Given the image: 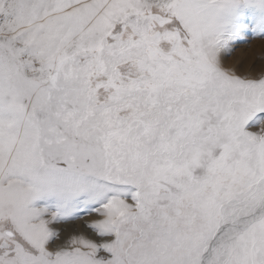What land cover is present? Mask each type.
<instances>
[{"label": "snow or ice", "instance_id": "obj_1", "mask_svg": "<svg viewBox=\"0 0 264 264\" xmlns=\"http://www.w3.org/2000/svg\"><path fill=\"white\" fill-rule=\"evenodd\" d=\"M0 264H264V0H0Z\"/></svg>", "mask_w": 264, "mask_h": 264}]
</instances>
